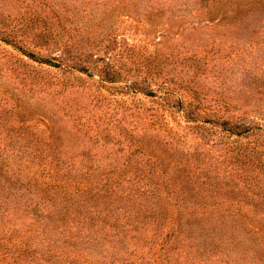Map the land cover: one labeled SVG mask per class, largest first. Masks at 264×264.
<instances>
[{
	"label": "rangeland",
	"instance_id": "obj_1",
	"mask_svg": "<svg viewBox=\"0 0 264 264\" xmlns=\"http://www.w3.org/2000/svg\"><path fill=\"white\" fill-rule=\"evenodd\" d=\"M0 264H264V0H0Z\"/></svg>",
	"mask_w": 264,
	"mask_h": 264
},
{
	"label": "trees",
	"instance_id": "obj_2",
	"mask_svg": "<svg viewBox=\"0 0 264 264\" xmlns=\"http://www.w3.org/2000/svg\"><path fill=\"white\" fill-rule=\"evenodd\" d=\"M48 42H49L48 38L43 39L42 42H41V40L37 41L38 45H47ZM36 60H37L38 62L47 63V64H50V65H52V66H56V67L59 65V64H58L59 62H57V61H56V58H53V57H42V56H40V57H36ZM68 60H69V59H68ZM68 63H69V62H68ZM67 65L69 66V64H67ZM107 65H108V64H107ZM108 66H109V65H108ZM108 73H110V72H108ZM107 75H108V77L111 76V75H109V74H107ZM102 82L104 83V82H105V79H103ZM170 94H171L170 92H167L166 95H170ZM226 123H227V122H226ZM228 129L232 130V129H234V127H232V126L229 125ZM236 129H239V124H237V128H236Z\"/></svg>",
	"mask_w": 264,
	"mask_h": 264
}]
</instances>
